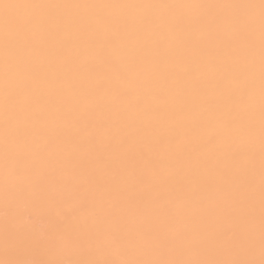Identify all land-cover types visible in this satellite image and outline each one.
Instances as JSON below:
<instances>
[{"label":"snow or ice","instance_id":"6c2138e0","mask_svg":"<svg viewBox=\"0 0 264 264\" xmlns=\"http://www.w3.org/2000/svg\"><path fill=\"white\" fill-rule=\"evenodd\" d=\"M0 174V264H264V0H0Z\"/></svg>","mask_w":264,"mask_h":264},{"label":"bare ground","instance_id":"6f19581e","mask_svg":"<svg viewBox=\"0 0 264 264\" xmlns=\"http://www.w3.org/2000/svg\"><path fill=\"white\" fill-rule=\"evenodd\" d=\"M56 2H77V3H93V2H111V3H147L159 2V0H56ZM165 2H194V0H165ZM2 180V174H0ZM26 212L34 211V209H25Z\"/></svg>","mask_w":264,"mask_h":264}]
</instances>
